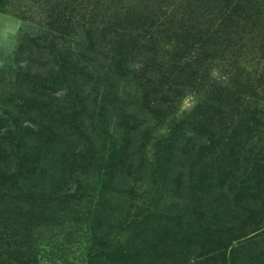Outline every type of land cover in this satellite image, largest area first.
Listing matches in <instances>:
<instances>
[{
	"label": "rangeland",
	"instance_id": "rangeland-1",
	"mask_svg": "<svg viewBox=\"0 0 264 264\" xmlns=\"http://www.w3.org/2000/svg\"><path fill=\"white\" fill-rule=\"evenodd\" d=\"M227 14L258 17L259 28L238 35L210 65L182 69L190 51L221 34ZM246 22L238 28L244 34ZM130 39L121 57L127 54L131 72L122 78L111 69L120 59L113 50ZM258 78L264 80V0H0V178L35 163L17 195L44 192L58 202L49 209L19 203V213L8 205L14 190L0 185V224L31 225L36 264H98L101 253L128 264L154 256L157 264H242L256 254L251 264H264V228L216 245L226 229L229 238L249 230L239 229L249 206H264V134L236 125L234 161L193 166L182 154L185 136L171 135L203 103L206 81L250 85ZM141 82L160 90L151 101H172L162 120L148 117ZM191 175L194 186L211 182L228 194L216 224L221 210L214 207L203 220L186 214ZM64 198L75 203L69 211ZM142 222L165 225L166 239L139 232ZM234 252L239 260L231 262Z\"/></svg>",
	"mask_w": 264,
	"mask_h": 264
},
{
	"label": "trees",
	"instance_id": "trees-1",
	"mask_svg": "<svg viewBox=\"0 0 264 264\" xmlns=\"http://www.w3.org/2000/svg\"><path fill=\"white\" fill-rule=\"evenodd\" d=\"M222 21L223 24L221 27L223 28V31L218 35L219 38L217 33L209 35V39L207 40L205 47H202L199 53L191 54L190 51L189 56H187V58H183L188 60L182 69L189 70L192 67L199 68L198 62L201 60L204 62L202 64L210 65L208 62H210L211 59H213L220 52L226 53L230 49L234 48V45H236L238 42L237 40L242 35L250 36L252 32H255L259 28V18L257 17L251 19L248 15L241 16L240 18L227 14L226 16L222 17ZM246 21H249L250 28L248 27L249 31H246L247 33L245 32L246 34H244V31L238 28L239 26L244 27L243 24ZM230 27L236 28L238 31H230V29H232ZM238 35L240 36L239 38ZM129 43L131 44V39L122 41L120 44H116L113 50V53H117L120 59L117 63L113 64L111 69L116 75L122 78H126L131 72V70H129L127 67L128 63H123V59L127 57V54L121 57V55H124V45L131 47ZM182 57L183 56L175 57V59H180ZM141 83V86H139L138 83V87H140L139 90L142 93L143 103L148 105L147 112L150 114L148 117H153L157 121L162 120L166 116L165 110L170 106L172 101H170L169 98L165 99V97H161L160 99L153 98L151 101L149 96H156V90H160L151 88L149 85H146V87L145 83ZM205 86L206 88H204L203 103L199 106L197 111H194L191 114L190 119H188L186 122V128L179 130L177 129V131H174V129H176L174 128L172 129L173 132L171 135L172 138L176 140L185 136V147L182 149V154H187L190 157L192 160L190 166L199 163V161H203V159H216L218 157H221L223 162L226 161L228 164H230L232 160H235L234 157H236L235 149L237 147L236 144L238 143V135L233 129L236 125L243 127L245 130L242 131H245L246 134L249 135L254 133L255 135L264 134V80L261 78L255 79V82H251L250 85L247 83L244 84L241 82H236L233 85L231 84V86L218 85L216 83H212L211 81H206ZM172 143L176 144V141L174 140ZM170 146L174 148L173 145ZM170 146L167 148L169 149ZM34 165L35 163L31 164L30 168L28 166L25 167V174L22 172L21 167L18 166L17 174L22 175L23 173V176L19 177L18 175L16 177L11 174L6 178L3 176L0 178V185L8 184L10 186L9 189L14 190V193L10 192L11 194L7 196L10 200L8 205L13 207V209L19 213L22 211L19 203L22 205L26 204L27 206H31L33 208L37 207L48 209L58 203L56 198L52 197L53 194L49 195L44 192H31L25 194V196L21 195L22 193H20L21 196L17 195L19 194L17 192H21V181L29 182L31 181L32 177H34L32 175L35 174L30 172V169ZM199 166L201 167L200 170L202 174L204 168L207 167L202 164ZM230 182L231 181H229V184ZM189 183L191 184L188 188L189 194L186 199V202H188L189 205L186 208V214L189 217L191 216L194 221L203 220L204 217H207V213L209 212L210 208L214 207L215 210H221L220 215L215 214L214 216L215 221L213 223L216 224V219L224 217V212L222 210L225 207L223 209L220 208L223 205V203H220V200L229 199L228 194L225 192H220L221 190L219 189H222V185L215 186L211 182L210 185L207 183L206 188L204 189L194 186V177L192 179V175L190 177ZM31 189H36L35 185H32ZM229 189V187L226 188V191L229 192V195H234L235 193L231 192ZM20 199L22 202L19 201ZM62 202L65 204L67 203L66 205H68L66 211H69L70 208L74 207L75 204L73 200L67 198H64ZM248 211L249 212L245 220L242 222L243 224H241V228L239 229H246L247 227H250L249 230L246 232L241 231L242 233L240 236H236V238L235 236L229 238L230 233L229 230L226 229L229 235H224L228 234L226 231H224V233H222V235L220 234L216 240V245H218L220 249H222V246L229 240L233 241L237 239V237H245L249 235V233H255L263 230L264 206H249ZM13 214L15 217L17 216V219H21V217L18 216L19 214H16V212H13ZM40 218L42 219L43 217L41 216ZM31 219L32 218H30V220ZM35 222L37 223L38 220H35ZM38 224L40 225V223ZM38 224H36V226ZM149 225H152V222H142V224L139 226V232L144 234L146 231H148L150 237L159 236L164 240L166 239L168 235V229L165 227V225H162V227H159L158 229H156L155 226H153V228H148ZM30 226L27 227L16 219L10 220V222H8L6 225L0 224V264H36V249L33 247V243H31L28 237V230ZM146 243L142 241L143 251L145 250L144 245L146 246ZM148 248L152 253H156L157 249L155 246H151L149 243ZM236 254L234 252L233 255H231V262H233V260H239ZM259 256L256 254L243 256L246 257L248 261L242 264H251V261H254L255 258L258 259ZM97 259L98 264L104 263L105 260L109 261L111 264H128L121 255H116L113 253L110 254V256H105L104 253H101ZM160 261L161 258L159 257H148L146 259V264H157ZM221 264H226L225 259L221 261Z\"/></svg>",
	"mask_w": 264,
	"mask_h": 264
}]
</instances>
